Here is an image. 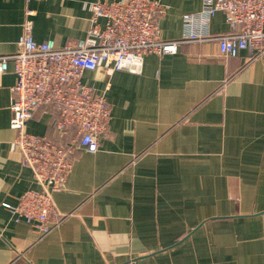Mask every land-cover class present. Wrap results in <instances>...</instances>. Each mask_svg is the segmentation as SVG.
Wrapping results in <instances>:
<instances>
[{
	"label": "crops",
	"instance_id": "crops-1",
	"mask_svg": "<svg viewBox=\"0 0 264 264\" xmlns=\"http://www.w3.org/2000/svg\"><path fill=\"white\" fill-rule=\"evenodd\" d=\"M91 1L0 0V56L18 52L29 21L38 43L84 38ZM160 1L164 40L181 39L184 17L203 11L204 0ZM203 29L231 28L217 13ZM84 80L106 95L110 133L96 153H75L54 196L67 217L38 240L3 207L39 187L10 128L13 64L0 74V264H264V55L222 58L216 42L183 43L146 56L141 73L108 81L98 69ZM55 117L44 107L26 131L67 145Z\"/></svg>",
	"mask_w": 264,
	"mask_h": 264
},
{
	"label": "built area",
	"instance_id": "built-area-1",
	"mask_svg": "<svg viewBox=\"0 0 264 264\" xmlns=\"http://www.w3.org/2000/svg\"><path fill=\"white\" fill-rule=\"evenodd\" d=\"M86 8L92 15L84 38L63 47L53 40L38 43L29 21L18 52L0 56V74L13 64L16 76L10 122L14 145L39 187L24 192L15 206L3 207L16 222L29 224L38 240L67 217L58 211L54 196L66 187L75 153H96L110 133L111 106L104 93L86 84V72L102 69L108 81L119 71L141 73L146 56L176 54L183 43L216 42L222 58H237L242 51L251 60L264 55V0H204L200 15L184 17L188 31L175 40L161 38L159 22L166 7L160 0H93ZM217 13L226 17L231 28L227 34L203 29ZM44 107L56 112L51 122L56 136H71L67 145L26 131Z\"/></svg>",
	"mask_w": 264,
	"mask_h": 264
}]
</instances>
